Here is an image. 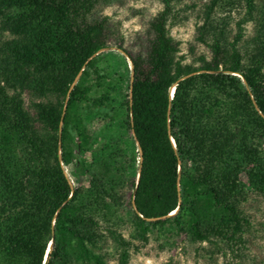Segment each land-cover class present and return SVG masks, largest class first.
Returning <instances> with one entry per match:
<instances>
[{
	"label": "trees",
	"instance_id": "obj_1",
	"mask_svg": "<svg viewBox=\"0 0 264 264\" xmlns=\"http://www.w3.org/2000/svg\"><path fill=\"white\" fill-rule=\"evenodd\" d=\"M120 1L0 0V264H109L110 248L128 264L152 234L244 254V204L264 196V0H195L209 54L191 63L171 35L180 0H161L136 52L97 13ZM98 124L117 141L95 149Z\"/></svg>",
	"mask_w": 264,
	"mask_h": 264
},
{
	"label": "rangeland",
	"instance_id": "obj_2",
	"mask_svg": "<svg viewBox=\"0 0 264 264\" xmlns=\"http://www.w3.org/2000/svg\"><path fill=\"white\" fill-rule=\"evenodd\" d=\"M131 0H122L118 3H115L121 9H127L129 15L125 19H135L138 18V27L139 31H132L129 29L130 37L126 39L121 34V22H114L115 27L118 29V33L121 37L125 39L123 48L128 51H137L138 48L136 41L141 36L143 37L144 32L148 28L150 20L155 17L157 14L153 15L150 11L151 8L161 5V0H135V2H143L147 5L144 8H129L128 5ZM206 2L201 1L197 2L195 0H180L178 3V9L181 10L183 20L171 28V35L175 32L173 38L180 43V50L184 54L181 55L185 58V63H191L196 60V58L202 54H209V49L203 44L199 43L196 40L197 37V27L200 26L203 22L202 17L204 13V6ZM106 5L99 6L97 13L102 15L103 9ZM245 15V11L242 9L234 11L232 14L231 23L229 24V29L231 35L234 36L237 33L236 23ZM222 16V14H219ZM255 23L249 22L244 25V40L251 39L255 34ZM140 35V36H138ZM7 38H11L9 35H6ZM117 47V46H112ZM120 52L123 55L127 54L126 52L117 49L105 51L106 53L110 52ZM180 52V53H181ZM121 57L117 54L111 56V62L114 64L120 61ZM27 106H30L31 97L27 94L25 95ZM93 135L98 138L97 145L95 149L105 148L108 144L114 143L117 141L115 138V132L108 133L106 132L105 136L103 133L102 127L94 125L91 127ZM132 154L134 155L130 160V169L133 171L136 168V159L137 153L135 148H132ZM136 158V159H135ZM67 174L74 180L79 177L78 167H69L67 169ZM245 178V177H244ZM247 179L245 178V181ZM87 184V183H86ZM125 205L128 203L130 198V189L125 191ZM128 208V207H127ZM244 210L251 219V229L246 234L247 244L244 254L241 258H234V256H228L227 258L222 257V255H209L208 251L210 248L206 244L200 246L192 245L185 237L179 238L176 240V243H171L166 240L167 238L164 235L152 234L149 235V242L145 243L139 239H133V242L138 247V249H132L130 261L128 264H264V196L258 195L255 192H251L249 195V200L244 204ZM125 210H122V213ZM130 209H126L125 215H130ZM125 238L130 239L132 234V228L130 224L127 225V228L123 230ZM168 242V243H167ZM208 250H204V248ZM110 253H113L109 257V264H121L118 256H116L114 250L110 248Z\"/></svg>",
	"mask_w": 264,
	"mask_h": 264
},
{
	"label": "clouds",
	"instance_id": "obj_3",
	"mask_svg": "<svg viewBox=\"0 0 264 264\" xmlns=\"http://www.w3.org/2000/svg\"><path fill=\"white\" fill-rule=\"evenodd\" d=\"M129 8H144L147 7L146 4L143 2H135V0H131V2L128 5ZM162 6L157 5L154 8H151L150 11L153 15L157 14L158 11H162ZM102 15L112 19L114 22H121V34L128 39L130 37L129 29L132 31H139L140 28L138 25V18L135 19H125L126 16L129 15L127 9H121L119 6L115 3L108 4L102 11ZM175 32L173 33V36H175ZM184 53H178V55H183Z\"/></svg>",
	"mask_w": 264,
	"mask_h": 264
},
{
	"label": "water",
	"instance_id": "obj_4",
	"mask_svg": "<svg viewBox=\"0 0 264 264\" xmlns=\"http://www.w3.org/2000/svg\"><path fill=\"white\" fill-rule=\"evenodd\" d=\"M114 49H117V47H110V48H107V49H104L103 51H108V50H114ZM174 215V214H173ZM52 248V244L50 246V249Z\"/></svg>",
	"mask_w": 264,
	"mask_h": 264
},
{
	"label": "bare ground",
	"instance_id": "obj_5",
	"mask_svg": "<svg viewBox=\"0 0 264 264\" xmlns=\"http://www.w3.org/2000/svg\"><path fill=\"white\" fill-rule=\"evenodd\" d=\"M174 92V91H173Z\"/></svg>",
	"mask_w": 264,
	"mask_h": 264
}]
</instances>
